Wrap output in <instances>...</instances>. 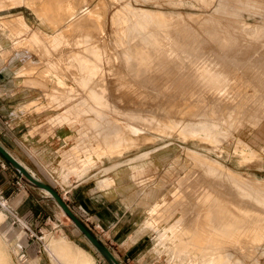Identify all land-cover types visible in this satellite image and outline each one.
<instances>
[{
  "label": "rangeland",
  "instance_id": "rangeland-1",
  "mask_svg": "<svg viewBox=\"0 0 264 264\" xmlns=\"http://www.w3.org/2000/svg\"><path fill=\"white\" fill-rule=\"evenodd\" d=\"M0 44L28 133L56 142L34 175L114 255L69 203L75 180L145 197L143 262L264 264V0H0ZM0 156L51 216L28 229L0 208L6 264H65L60 233L110 264Z\"/></svg>",
  "mask_w": 264,
  "mask_h": 264
},
{
  "label": "crops",
  "instance_id": "crops-1",
  "mask_svg": "<svg viewBox=\"0 0 264 264\" xmlns=\"http://www.w3.org/2000/svg\"><path fill=\"white\" fill-rule=\"evenodd\" d=\"M9 51L7 49L0 54V143L31 173L42 174L41 166L54 160L56 142L50 138H41L37 132L28 133V123L24 122L25 113L15 110L16 105L21 102L18 99L20 93L12 90L13 84L7 75L8 66L3 64ZM19 176L0 156V194L4 196L5 203L12 211L11 213L0 206L5 211L6 218L10 217L15 221L13 214H17L22 223L17 220L16 222L28 229L30 225L37 226L51 220L50 212L44 205L45 200L35 195L38 191L29 182L24 180L18 185L16 179ZM37 177L42 179L39 174ZM111 178L112 184L109 187L103 186L104 181L97 180L92 185L88 179L75 180L66 197L79 217L96 234L100 231L98 235L104 234L106 243H113L119 248L122 255H115L119 261L122 260L125 264H152L151 261L143 262L147 255H138L143 251V241L146 239L148 229L141 223L137 226L141 211L136 205L145 197L136 194L133 188H128L120 181L119 175H111ZM146 193L150 195L151 191ZM156 199L147 206V210ZM3 210L0 211V215H4ZM56 237H63L94 256L89 250L68 238L65 233H60Z\"/></svg>",
  "mask_w": 264,
  "mask_h": 264
},
{
  "label": "water",
  "instance_id": "water-1",
  "mask_svg": "<svg viewBox=\"0 0 264 264\" xmlns=\"http://www.w3.org/2000/svg\"><path fill=\"white\" fill-rule=\"evenodd\" d=\"M0 153L7 159L9 162L16 167L25 177L39 187L46 188L50 191L52 196L60 204L64 212L71 218L75 225L80 229V231L100 250V252L107 258L110 264H119L117 258L112 253V251L103 244L96 235H94L88 227L75 215L72 209L68 204L60 197L57 191L46 182L42 181L34 174H32L27 167L20 162L15 156H13L1 143H0Z\"/></svg>",
  "mask_w": 264,
  "mask_h": 264
},
{
  "label": "bare ground",
  "instance_id": "bare-ground-1",
  "mask_svg": "<svg viewBox=\"0 0 264 264\" xmlns=\"http://www.w3.org/2000/svg\"><path fill=\"white\" fill-rule=\"evenodd\" d=\"M231 43V42H230ZM33 174V173H32ZM41 189L46 190L50 193V191L46 188L40 187ZM45 191V192H46ZM51 194V193H50ZM52 196V194H51ZM53 197V196H52ZM221 201V200H220ZM223 202V201H222ZM220 203V202H218ZM64 212V211H63ZM221 212V211H220ZM219 212V213H220ZM3 216H0L2 218ZM226 217V216H225ZM205 219V218H204ZM208 221V219H207ZM219 221V220H218ZM221 222V221H220ZM222 223V222H221ZM220 225V224H219ZM229 237V236H228ZM48 249L53 251L54 253L61 255L60 257L64 259L65 264H97L95 257L92 256L90 253L83 251L81 248H79L76 245L71 244L69 241H67L63 237H52L48 241ZM47 249V250H48ZM207 251H204L202 253L205 256H208L210 251L206 249ZM224 250V249H223ZM226 250V249H225ZM227 251V250H226ZM218 252V251H217ZM221 252V251H220ZM220 254V253H219ZM7 257V256H6ZM1 249H0V264H6V258ZM6 258V259H5ZM228 264V263H227Z\"/></svg>",
  "mask_w": 264,
  "mask_h": 264
},
{
  "label": "built area",
  "instance_id": "built-area-1",
  "mask_svg": "<svg viewBox=\"0 0 264 264\" xmlns=\"http://www.w3.org/2000/svg\"><path fill=\"white\" fill-rule=\"evenodd\" d=\"M3 164V163H2ZM24 182V180L22 179L21 176L17 177L16 179V183L18 185L22 184ZM4 201V202H3ZM0 206L4 207L7 211H11V209L7 206V204L5 203V198L2 194H0ZM12 213V211H11ZM14 215V218H16L17 221L21 222L22 223V220L20 218V216H18L17 214H13Z\"/></svg>",
  "mask_w": 264,
  "mask_h": 264
}]
</instances>
